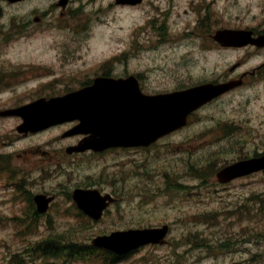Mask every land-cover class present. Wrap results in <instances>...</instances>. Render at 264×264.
Listing matches in <instances>:
<instances>
[{"label": "rangeland", "instance_id": "1", "mask_svg": "<svg viewBox=\"0 0 264 264\" xmlns=\"http://www.w3.org/2000/svg\"><path fill=\"white\" fill-rule=\"evenodd\" d=\"M191 1L207 11H195ZM59 2L0 0V32L20 30L24 22L31 29L0 44L2 60L23 70L31 64L27 74L33 75L37 64L43 65L55 73L51 78L56 93L68 88L67 82L72 87L100 73V64L110 59L115 62L108 65L113 66L114 75L138 74L154 94L250 75L247 84L203 107L186 129L147 151L77 158L65 149L80 138H62L63 129L17 138V121L1 119L0 142L12 139L15 143L8 151L10 161L19 168H28L29 159L36 165L31 173L33 190L62 194L51 211L54 235L66 233L65 237L72 236L68 242L85 244L88 237L110 232L117 225L170 223L167 245L147 249L121 264H264V211L260 213L256 198L264 192V173L228 185H221L216 176L226 164L264 153V67L251 77L264 64V49L223 48L210 36L217 29L264 32V0H144L137 6L118 5L116 0H70L66 11ZM36 17L41 20L37 22ZM57 20L56 27H50ZM30 79L14 81L22 101L29 93L32 98L45 91L50 82L49 77ZM12 95L2 93L0 107ZM30 146L55 156L37 158L29 153ZM90 184L127 194L121 207L85 228L70 214L63 193ZM174 192L180 194L166 196ZM11 198L0 183V264H46L42 259L32 261L34 246L25 245L23 239L31 238L35 244L49 230L43 227L39 235L14 230L12 220L18 208L9 202ZM240 207L250 208V216L232 214ZM62 263L63 258L57 264ZM70 264L102 262L85 258Z\"/></svg>", "mask_w": 264, "mask_h": 264}, {"label": "water", "instance_id": "2", "mask_svg": "<svg viewBox=\"0 0 264 264\" xmlns=\"http://www.w3.org/2000/svg\"><path fill=\"white\" fill-rule=\"evenodd\" d=\"M118 2L124 3L126 1L118 0ZM131 2L135 4L138 0H131ZM63 3H66V0H63ZM215 39L226 46H245L252 44L258 47H264V35L255 38L253 37L252 31L223 30L215 35ZM241 83V81H232L222 85H206L185 92L155 96L152 99H147L148 103L143 109H137V106L140 105V100L138 98H133L131 113H127V111L126 113L121 112L115 115L111 113L110 118H108L110 115L109 112L115 106L114 99L106 100L104 103L107 104H104L105 107L102 111H99L97 106L93 105V111L95 112H92V109L83 111L84 105L82 101L79 100L77 94H73L60 101L53 102L50 105L44 103L31 105V122L36 121L40 114L50 109L64 108L63 112L55 116L40 117V123L53 119V122H64L78 117L83 121L84 126L95 132L94 137L99 136L101 131L104 132L99 140L102 147L148 145L162 135L186 124L188 115L203 103L210 101L214 97H217ZM77 112L82 113L78 114ZM129 124L132 127L131 131L125 130ZM96 142L97 140L87 144V146ZM263 169L264 156L239 161L227 166L222 169L217 176L220 182L226 183L237 177L249 175ZM98 195V191L79 189L75 191L74 198L80 205L81 202H84L87 208L95 211L100 203ZM37 200L39 202L40 211L45 212L52 198L46 200L45 197L39 196ZM165 234L166 230L160 229L119 232L110 237L99 238L95 240V244L124 254L144 244L162 242Z\"/></svg>", "mask_w": 264, "mask_h": 264}, {"label": "flooded vegetation", "instance_id": "3", "mask_svg": "<svg viewBox=\"0 0 264 264\" xmlns=\"http://www.w3.org/2000/svg\"><path fill=\"white\" fill-rule=\"evenodd\" d=\"M203 25H205V23H203L201 26H203ZM256 34H259V33H256ZM213 35L214 34L211 31L210 32V36L212 37ZM0 57H1V48H0ZM4 68H7V66H5L4 63H2V61L0 59V85H6V86H8L9 84L12 85V84L16 83V82H14L15 80H18L21 77V74L15 73L13 70H6L5 71ZM259 69L260 68H258V70ZM246 75L248 76L249 74H246ZM247 76H245V83H246ZM30 81H31V79H30ZM219 81L225 82L227 80H219ZM143 89H145V88H143ZM29 95L31 96V93H29ZM22 100L20 98H18L17 93H15L10 98H8V100H6L5 102L2 103V104H6V105L5 106H1L0 107V111H5V110H9L10 111V110H13L15 108H18V107H20L22 105H25V104L31 102V98L30 97H28L27 100H25V101H22ZM7 114H9V112ZM6 118H12V119H14V120L17 121L16 131H18V127H19L18 125L20 124L19 121H21L20 117H17V116H9V117H6ZM77 123L78 122H76V123L71 122L70 124H74L75 125ZM31 135L32 134L30 132L28 134H23L22 136H23V138H31ZM79 138H81V137H79ZM140 149H142V148H140ZM2 151H3V149H2ZM2 151H1V155L3 154ZM116 151L129 152L130 149H109V150H106V151L101 152V153H95V152H92V151H88V152L83 153V154H77L75 157L81 158V157H84V155L107 156V155H109V154H111L113 152H116ZM48 154H49L48 151L44 152V155H48ZM7 167H8V169L11 168L10 165H8ZM32 170H33V164L31 163V173H32ZM103 191H105V190L103 189ZM41 193L49 194V192H47V191H43ZM110 193L113 194L114 197L116 198V201H115V203H113V205L111 206V208H114L115 206L121 205L122 204V201L119 198V196H117V194L114 191H112ZM128 258L129 257H116V259L117 260H120V261H124V260H126Z\"/></svg>", "mask_w": 264, "mask_h": 264}, {"label": "trees", "instance_id": "4", "mask_svg": "<svg viewBox=\"0 0 264 264\" xmlns=\"http://www.w3.org/2000/svg\"><path fill=\"white\" fill-rule=\"evenodd\" d=\"M30 206H31V200H30ZM32 211H29V214L31 213ZM32 214H34V215H32L33 216V220L34 221H36V214L35 213H33L32 212ZM30 218H31V215L29 216ZM48 242L47 243H49V245H52V247L50 248V249H52V252H54L55 250V247H54V244H56V239H54V238H48V240H47ZM40 247V249H41V245L39 246ZM47 254H48V252H47ZM47 254H45L44 253V255H46V256H48ZM55 254L54 253H52V255L51 256H54Z\"/></svg>", "mask_w": 264, "mask_h": 264}]
</instances>
